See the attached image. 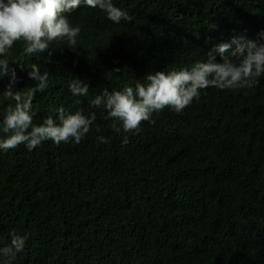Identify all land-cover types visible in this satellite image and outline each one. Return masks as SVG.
<instances>
[{
	"label": "trees",
	"instance_id": "obj_1",
	"mask_svg": "<svg viewBox=\"0 0 264 264\" xmlns=\"http://www.w3.org/2000/svg\"><path fill=\"white\" fill-rule=\"evenodd\" d=\"M241 1L249 3L113 0L131 19L82 13L69 21L81 27L76 45L51 51V42L45 53L25 56L16 42L9 61L18 89L34 86L29 64L49 73L48 87L32 102L33 123L60 106L87 114L104 88L179 69L184 46L169 52L181 36L199 49L210 31L230 37L237 27L248 35L262 23L258 0ZM71 79L87 84L88 94L73 96ZM7 82L0 80V113L14 104L2 95ZM257 85L247 94L236 89L237 100L213 89L181 112H154L139 132H123L113 151L98 140L117 134L99 110L78 144L49 140L33 151L22 144L0 151V247L15 230L28 237L33 256L53 254L51 263L70 253L64 259L74 264H264V77Z\"/></svg>",
	"mask_w": 264,
	"mask_h": 264
},
{
	"label": "clouds",
	"instance_id": "obj_2",
	"mask_svg": "<svg viewBox=\"0 0 264 264\" xmlns=\"http://www.w3.org/2000/svg\"><path fill=\"white\" fill-rule=\"evenodd\" d=\"M247 1L249 3L241 1V4H250V0ZM257 5V17L262 23L251 25L248 35L237 27H234V34L230 37L210 31L205 34L214 36L198 43L200 51L197 43H183L181 36L174 41L169 52L172 53L181 44L184 46L181 53H186L179 69L161 68V71L148 73L143 82L138 81L134 86H125L120 90L104 88L91 99L89 106L92 110L87 114L83 109L70 112L60 106L55 110V116L49 115L36 124L33 123L36 112L32 102L37 92H44L48 87L49 73H42L38 64H29L27 77L34 82V86L18 89L16 68L9 61L10 51L16 42H22L25 56H32L45 53L51 42L56 45L51 51L68 43L76 45L81 27L69 21L82 13L90 10L103 12L108 20L115 23L121 19L130 20L131 17L113 0H0V80L8 78L2 95L14 101L0 113V133H3L0 135V151L14 149L21 144L28 151H33L49 140L56 145L62 142L78 144L97 119L96 110L112 121L111 127L117 133L98 137L104 146L113 151L120 147L123 132H139L141 122H152L154 112L165 108L181 112L193 99L195 101L213 89L228 91L236 100V89H241L239 93L252 92L254 87H258L260 78L264 77V0H258ZM250 35L258 37V40L248 39ZM68 90L79 97L86 96L89 87L79 79H71ZM214 117L225 128L224 116L215 114ZM9 235V244L0 247V264H74L64 259V255L70 253L57 258L55 255L52 263L49 258L53 254L40 256L35 250L33 256L34 248L27 243L26 235L17 234L15 230ZM80 264L94 263L81 261Z\"/></svg>",
	"mask_w": 264,
	"mask_h": 264
}]
</instances>
